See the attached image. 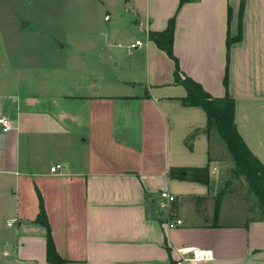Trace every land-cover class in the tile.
Listing matches in <instances>:
<instances>
[{"label":"crops","instance_id":"0c3cea01","mask_svg":"<svg viewBox=\"0 0 264 264\" xmlns=\"http://www.w3.org/2000/svg\"><path fill=\"white\" fill-rule=\"evenodd\" d=\"M241 2L179 8L181 0H126L145 36L124 45L111 31L116 72L103 85L94 69L71 84L4 69L11 79L0 84V117L13 127L0 125V232L8 227L10 263L51 264L49 229L37 221L41 195L65 264H175L183 246L212 250L214 259L200 264H264V220L224 223L223 212L215 220L213 197L238 178L235 161L219 131L208 129L205 109L184 102L175 60L150 34L177 14L173 51L182 77L214 98L227 94L228 73L239 134L264 166V0H246L242 20ZM137 39L143 46L130 51ZM181 166H208L209 183L172 178ZM165 189L177 195L172 217L183 225L176 228L159 207ZM196 196L206 200L197 206Z\"/></svg>","mask_w":264,"mask_h":264},{"label":"rangeland","instance_id":"374dc122","mask_svg":"<svg viewBox=\"0 0 264 264\" xmlns=\"http://www.w3.org/2000/svg\"><path fill=\"white\" fill-rule=\"evenodd\" d=\"M125 1L0 0V84L11 79L10 72L4 70L9 66L21 72L22 80L30 71V79L35 82L48 78L70 84L87 80L74 77H84L87 69H94L101 77L100 83L106 84L114 78L107 77L116 72V49L108 46L111 31H117L115 40L124 45L127 39L145 36L140 31L141 20L125 11ZM108 11L112 21L105 18ZM242 176H234L225 190L213 197L212 211L215 214L219 207V213L225 214L224 223L244 224L264 217L259 196ZM219 219L220 215L215 220ZM5 228L0 232V264H13V252L4 246L3 235L8 233Z\"/></svg>","mask_w":264,"mask_h":264},{"label":"trees","instance_id":"16d2710c","mask_svg":"<svg viewBox=\"0 0 264 264\" xmlns=\"http://www.w3.org/2000/svg\"><path fill=\"white\" fill-rule=\"evenodd\" d=\"M189 1L194 0H181L180 7ZM246 0H242L240 8V18L243 19V11L245 7ZM177 15V14H176ZM173 16L170 19L168 27L161 32H151V38L157 43L159 48L164 49L168 52L170 57L175 60L176 72H175V82L181 83L186 87L188 95L184 98V102L192 106H202L207 113L208 129H217L224 138L230 153L235 161V174L243 175L246 177V181L250 188H252L264 207V166L260 160L255 156L254 153L249 150L247 144L245 143L242 136H240L236 119L235 110L236 102L233 97L229 95V79L228 73L224 80V85L227 87V94L224 97H212L199 82L194 81L191 77H182L180 73L181 68H179L178 59L173 51V41H174V29L176 25L177 16ZM231 19V17H230ZM241 35L236 37L228 38V47L231 43L239 41ZM171 176L178 180H189L194 182L209 183L211 172H209V167H172L170 170ZM195 203L198 206L201 201L206 200L205 196L194 197ZM218 204V202H217ZM218 206V205H217ZM217 211L214 214L215 219L219 217L220 213ZM40 214L38 215L37 221L45 224L49 229L48 235V254L47 260L51 264H65L66 260L60 256L54 245L51 235V228L49 227L47 221V213L44 206V201L40 195ZM259 220H264L262 217Z\"/></svg>","mask_w":264,"mask_h":264},{"label":"built area","instance_id":"2783aa9c","mask_svg":"<svg viewBox=\"0 0 264 264\" xmlns=\"http://www.w3.org/2000/svg\"><path fill=\"white\" fill-rule=\"evenodd\" d=\"M109 17V16H108ZM106 17V18H108ZM122 47V44H119ZM127 48L131 51L143 46V42L140 39H137L133 42H130L126 45ZM0 125L3 127V131L7 132L12 129V124L10 119L7 117H0ZM63 167V164H57L51 167L52 172H56ZM160 203L159 207L168 215L166 220V225L169 228H176L183 225V220L181 218L172 217L173 214V204L177 200V196L172 193L170 190H164L160 193ZM175 264H200L201 262L211 261L214 259V253L211 249L206 247H191L183 246L182 248L177 249V257Z\"/></svg>","mask_w":264,"mask_h":264}]
</instances>
